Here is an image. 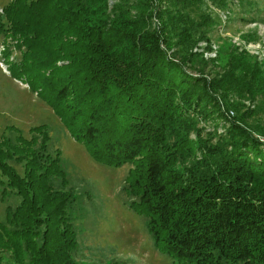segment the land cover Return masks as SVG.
<instances>
[{
	"label": "trees",
	"instance_id": "1",
	"mask_svg": "<svg viewBox=\"0 0 264 264\" xmlns=\"http://www.w3.org/2000/svg\"><path fill=\"white\" fill-rule=\"evenodd\" d=\"M238 2L252 4L9 0L0 12L1 58L11 75L51 105L97 161L132 164L130 204L175 264H264V120L252 122L256 109L239 108L244 96L264 104V55L232 43L222 71L202 69L217 59L205 55L211 34L228 26ZM242 35L262 40L253 30ZM6 129L0 251L15 264H80L78 194L67 187L49 124L31 126L29 135Z\"/></svg>",
	"mask_w": 264,
	"mask_h": 264
},
{
	"label": "rangeland",
	"instance_id": "2",
	"mask_svg": "<svg viewBox=\"0 0 264 264\" xmlns=\"http://www.w3.org/2000/svg\"><path fill=\"white\" fill-rule=\"evenodd\" d=\"M8 1L0 0V12H3V5ZM251 2L249 6L239 2L233 5L229 13L231 18L228 26L225 25L226 23L223 26L219 25L211 34L220 52L219 56H214L217 59L210 60L202 66L206 74L212 76L225 68L232 43L247 45L242 39L244 37L242 34L246 31L253 30L260 37L264 36V0H251ZM242 15L256 20L244 22L239 18ZM4 38L0 33L2 51ZM249 51L257 55V52ZM19 54L20 52L15 50L13 57ZM1 57L2 55L0 56V135L9 132L6 126L11 124L20 127L27 135L31 126L42 122L49 124L52 145L62 152L63 165L69 181L67 187L78 194L72 206V213L79 239L73 254L79 263L175 264L174 258L155 244L154 236L146 223V215L135 210L130 204L132 197L125 185L132 164L128 162L121 166H111L97 161L89 152L87 145L72 135L51 105L32 91L27 83L11 75ZM202 64L201 62L200 65ZM190 69L199 71L193 67ZM239 102L240 110L247 107L256 109L250 121L264 120V104L246 96ZM232 111L231 114H234V109ZM56 184L59 186V181ZM17 200L15 196L10 197L13 203ZM5 216L6 202L0 198V220ZM0 264L15 263L10 253L1 250Z\"/></svg>",
	"mask_w": 264,
	"mask_h": 264
},
{
	"label": "built area",
	"instance_id": "3",
	"mask_svg": "<svg viewBox=\"0 0 264 264\" xmlns=\"http://www.w3.org/2000/svg\"><path fill=\"white\" fill-rule=\"evenodd\" d=\"M223 17H226V14L223 12ZM263 41H264V36L262 37V42L261 41H256V42H245L247 45H245V47H247L249 50L251 51H255L257 52V54L259 55V57H262L264 55V50H263ZM239 43V42H238ZM256 43V44H254ZM251 46V47H250ZM253 48V49H252ZM2 55V50L0 48V56ZM205 55L207 57H214L217 55V45L215 43H213V49L210 51H206ZM231 113H233V111H231Z\"/></svg>",
	"mask_w": 264,
	"mask_h": 264
}]
</instances>
